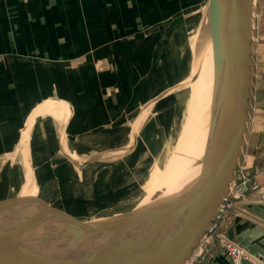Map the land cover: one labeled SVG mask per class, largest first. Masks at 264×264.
Returning a JSON list of instances; mask_svg holds the SVG:
<instances>
[{
	"label": "crops",
	"instance_id": "crops-1",
	"mask_svg": "<svg viewBox=\"0 0 264 264\" xmlns=\"http://www.w3.org/2000/svg\"><path fill=\"white\" fill-rule=\"evenodd\" d=\"M205 1L0 0V202L43 195L104 208L119 180L156 164L160 129L177 125L175 91L192 73L185 37ZM262 25L252 48L264 75ZM250 82L238 165L261 189L220 229L264 263V85ZM186 264L230 262L214 240Z\"/></svg>",
	"mask_w": 264,
	"mask_h": 264
},
{
	"label": "water",
	"instance_id": "water-1",
	"mask_svg": "<svg viewBox=\"0 0 264 264\" xmlns=\"http://www.w3.org/2000/svg\"><path fill=\"white\" fill-rule=\"evenodd\" d=\"M255 1L204 5L213 49L215 125L197 179L174 195L149 198L142 206L143 200L109 218L95 216L100 205L67 207L43 195L1 201L0 264H186L191 259L224 202L245 142ZM99 243L112 245L98 255L77 254Z\"/></svg>",
	"mask_w": 264,
	"mask_h": 264
},
{
	"label": "bare ground",
	"instance_id": "bare-ground-1",
	"mask_svg": "<svg viewBox=\"0 0 264 264\" xmlns=\"http://www.w3.org/2000/svg\"><path fill=\"white\" fill-rule=\"evenodd\" d=\"M206 26L199 30L202 39H200L201 46L199 50L196 48L197 59L191 75L195 79L189 82L192 87H195L193 104L190 119L184 131L182 145L179 149L180 157L174 160L165 176L166 178L160 182L161 185L158 186L156 191L145 198L142 206L150 203L151 199L157 201L160 197H169L191 185L199 176L205 149L214 135L215 116L211 100L214 70L213 49L211 37L207 31L208 26ZM149 198L151 199L149 200ZM111 245L107 243L93 244V246L77 249L79 250L77 254L98 255L105 250H109Z\"/></svg>",
	"mask_w": 264,
	"mask_h": 264
},
{
	"label": "rangeland",
	"instance_id": "rangeland-1",
	"mask_svg": "<svg viewBox=\"0 0 264 264\" xmlns=\"http://www.w3.org/2000/svg\"><path fill=\"white\" fill-rule=\"evenodd\" d=\"M205 3L206 1L203 3L201 9H199L198 15L200 16V20H197L198 21L197 26L196 24L191 26L187 31V36L185 37L186 49L187 52L189 53L188 54L189 63L192 73L194 70L195 61L197 59L196 48H198L199 50L202 40L201 33H199V30L200 28L206 26L207 24L208 26L207 31L209 33V25H208L209 18L207 16L208 15L207 6L204 7ZM260 11L261 8H259V6L256 5L255 2L253 6V15H254L253 16L254 30L252 31L253 36L256 34L257 31L260 33L259 31L260 24H263L262 29L264 30V21H263L264 17H262ZM198 15H196V17H199ZM259 41L260 39H258L257 36L256 43H258ZM251 75H252V68H251ZM191 81H192V76H189L188 80L182 85H180L175 91V94L181 97L183 101L176 105V117L178 119L176 123L177 125L173 127V130L170 132L168 127L162 130L160 129V133L163 134V139L161 140V143H163L165 139L166 140L162 147V155L158 159L157 163L156 164L154 163L152 166L149 165L148 169H146L147 171L142 172L139 175L125 176L124 182L122 183L119 180L116 184L117 186L116 189H118L119 186L120 189L119 190L114 189V191H111L112 192L110 193L111 196L110 195L109 196L114 198H111L109 199V201H106V203H108L109 205L99 210L95 215L96 217L109 218L113 215H118L126 211H129L135 206L140 205L142 201L145 200V198L149 197L150 194L156 191L158 186L161 185L160 182L166 178L165 176L169 171L170 167L172 166L174 160L180 157L179 149L182 145L183 137L185 135L184 131L190 119L191 107L193 104V97L195 90L194 89L195 87H192L190 85L191 83H189ZM30 181L31 180L29 178L27 181L28 187L31 185ZM121 187L125 188V190H121ZM60 259L62 258L60 257Z\"/></svg>",
	"mask_w": 264,
	"mask_h": 264
},
{
	"label": "built area",
	"instance_id": "built-area-1",
	"mask_svg": "<svg viewBox=\"0 0 264 264\" xmlns=\"http://www.w3.org/2000/svg\"><path fill=\"white\" fill-rule=\"evenodd\" d=\"M254 26L252 27V31ZM257 42V37L252 35V44ZM252 48V47H251ZM252 80L256 81V84L261 82L264 85V75L258 72V53L252 48L251 55ZM237 169L234 172L232 183L229 185L227 194L225 195L224 202L217 208L214 219L210 222L209 228L206 234L203 236L200 244H209L210 242L217 240L219 251L228 258L230 264H264L262 261L253 258L248 252L233 241H231L224 233L221 232L220 226L225 222L231 213L232 208L236 207L240 209L243 204L250 202L254 197L259 194L261 189L260 182H258L255 175L250 174L247 169L241 165H237ZM199 244V245H200ZM199 247V246H198Z\"/></svg>",
	"mask_w": 264,
	"mask_h": 264
}]
</instances>
